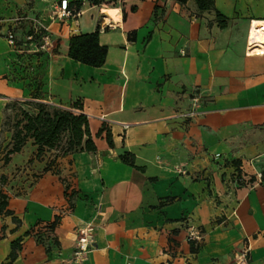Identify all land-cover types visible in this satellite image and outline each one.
I'll use <instances>...</instances> for the list:
<instances>
[{"label": "crops", "instance_id": "obj_1", "mask_svg": "<svg viewBox=\"0 0 264 264\" xmlns=\"http://www.w3.org/2000/svg\"><path fill=\"white\" fill-rule=\"evenodd\" d=\"M69 1L82 3L69 21L53 20L48 4L35 2L51 46L33 50L42 56L31 58V76L20 79L22 52L38 45L9 50L2 36L13 29L22 41L15 8L23 1L0 0V22H13L0 27V91L10 90L0 95V121L14 101L68 109L80 102L97 151L65 157L60 175L42 174L45 162L35 161L30 168L37 178L11 177L9 208L21 223L0 216V240L22 239L19 264H75L76 239L88 227L95 248L78 264H264V50H249L253 19L264 20V0H215L220 13L239 17L224 29L193 0ZM101 25L106 63L91 69L72 63L70 37ZM103 126L113 147L105 134L97 136ZM27 144L30 155L24 147L2 174L33 157L35 146ZM125 152L136 167L120 160ZM232 160H241L254 184L231 180ZM46 180L63 189L51 204L32 198ZM166 198L173 200L163 204ZM56 216L60 222L46 231ZM192 230L199 240L189 239ZM0 248L2 261L8 241Z\"/></svg>", "mask_w": 264, "mask_h": 264}, {"label": "trees", "instance_id": "obj_2", "mask_svg": "<svg viewBox=\"0 0 264 264\" xmlns=\"http://www.w3.org/2000/svg\"><path fill=\"white\" fill-rule=\"evenodd\" d=\"M168 0H157V2H164ZM179 4H186L189 0H170ZM200 12L213 11L215 13V19L218 26L221 29L227 28L228 18L220 13L215 7V0H193ZM94 6L102 4H108L106 0H90ZM73 4H75L73 6ZM70 7L76 11H80L82 7L81 2H70ZM157 9V6H156ZM136 10V8H133ZM15 31V30H14ZM100 27L95 32L73 35L69 39V51L68 56L75 62L85 64L93 68L102 67L107 60L108 48L101 45L100 38ZM17 35V34H16ZM15 35V46L18 47L20 43L39 44L46 31L39 27L37 28L34 24L30 27L27 39L25 41H18V37ZM32 37L31 40L28 37ZM133 40V37H129ZM33 56H42V53L36 52V55H30L28 52H22L21 64L18 68L20 79L30 77L31 72V58ZM21 58V59H22ZM14 79H19L14 77ZM28 105V108L21 109L20 119L16 121L13 126V133L10 137L9 151H7L4 157V165H8L12 159V156L22 152L23 148L29 141H32L35 146L33 157L30 159L31 163L35 161L45 162V166L42 170V174L51 172L52 174L59 175V168L57 163H62V159L68 157L77 152H91L97 151L96 144L92 138L90 132L89 118L86 114L79 112L82 110V104L76 102L72 109L61 108L53 105H49L43 102H23ZM7 107V106H6ZM105 134V138L110 147H113L112 133L106 127H102L97 136ZM60 152L61 155H53L54 152ZM120 160L130 166H135V156L132 153L125 152L120 156ZM230 165L233 169L231 173V180L239 186H246L254 184L255 177L244 171L241 160H232ZM61 168V165H60ZM143 170L141 167H137ZM38 175H36L37 178ZM11 177L7 174L0 175V216H12V219L17 224H20V220L14 217V213L9 208L10 196L7 192V187L10 184ZM63 180V179H62ZM70 195L69 199L73 197ZM173 198H166L163 204L170 203ZM73 204H71V207ZM60 222V217L56 216L54 221L50 224L45 225L43 228L46 231H52L56 228ZM31 232H27L26 236L30 235ZM37 235V234H36ZM22 249V239H18L12 242L11 252L9 254V260L4 264H12L18 257L19 252ZM192 251H196L192 247Z\"/></svg>", "mask_w": 264, "mask_h": 264}, {"label": "rangeland", "instance_id": "obj_3", "mask_svg": "<svg viewBox=\"0 0 264 264\" xmlns=\"http://www.w3.org/2000/svg\"><path fill=\"white\" fill-rule=\"evenodd\" d=\"M22 1H23L22 6L18 5V7L15 8L16 9L15 10L16 11L15 17L18 18V20L15 21V23H17L19 25V28L21 30L20 38L23 41H25L27 39L30 27L35 24L36 27L39 28L40 25H42V24L40 22H38L39 20H41L40 19V17H41L40 12H38L37 10H34V7H35L34 4L37 0L36 1L35 0H22ZM44 2L46 4H48L47 10H46L47 16L50 15L51 17H54V13L56 11V3H52V0H44ZM133 8H136V7H130V11L136 12L137 8H136V10H133ZM30 13H32V15H30ZM247 13H249V11H247ZM227 18H228V25H229V23L232 20H236L239 17L232 16V17H227ZM0 20H2V19H0ZM53 20H58V19H53ZM9 23L12 24L13 22L1 21L0 27L4 26L6 24H9ZM38 23H40V24H38ZM237 23H238L237 21L236 22L233 21V24H237ZM6 32H7V30H6ZM2 38L7 43L9 50L11 51L12 45L10 44L9 39L6 36H2ZM30 48H29V51H26V52H28L30 55H36V52H34L37 49L36 46L30 47ZM71 61H72V63H77V62H73L74 60H71ZM84 67H87L86 69H91L90 66H84ZM67 71H68V73H71V74L78 73L76 69L75 70L73 69V67H68ZM9 91L10 90L6 91L4 89L3 91H0V95L1 94L2 95H8L10 93ZM24 107L28 108V105H26L22 101H14V102L9 103L7 105V107L5 108V110L3 111V118L0 121V175H2L3 171L5 172L4 169L7 166V165H4L3 162H4V157L7 153V151H9L8 150L9 149L8 142L10 141V137L13 133V126L16 123V121L18 119H20V112H21V109H23ZM31 151H32L31 144H26V146L24 148V152H23L24 156L30 155ZM61 154L62 153L60 152V150H58V152H54L53 155L59 156ZM22 156H23L22 153L18 154L15 158V162L20 160V158H22ZM32 164H33V162L31 163V160L29 159L25 164H18L17 166H15L11 173L10 172H7V173L9 175V177H12V179H15L17 176H25V175L26 176L32 175L33 176L32 178L34 179V178H36L37 174L31 173L33 171L30 168L32 166ZM60 165H61V163H57V167L59 168V175L62 173V167L60 168ZM26 181H30V179H28ZM32 184H30V182H27V186L29 188L32 186ZM56 184H58V183H56ZM42 185H43V187L40 186L41 187L40 189L34 191V193L32 195L33 199L38 200L39 202H41V201L46 202L47 201L48 204H51V202H54L57 197H59V198L61 197L62 191H63V189L61 190V184H58V185H60V187H57V186H54L53 184H51L50 180H46L43 182ZM15 194L16 193L14 192L13 195H15ZM70 195H72L71 192H70ZM13 200H14V198H11V201H13ZM164 200H166V199H164ZM70 208H71V206H70ZM9 236H10V234H9ZM12 240H14V239L8 238V237L0 240L1 241L0 243H3L4 241H8V245H9L8 251L5 253L4 257H2L3 258L2 261H0V263L3 262L2 264L7 263L9 260L8 254H10L9 252H10V249L12 246ZM1 254H2V252H1ZM7 256H8V260H6ZM17 258L14 261L15 263L13 262L12 264H19L20 263V262L18 263Z\"/></svg>", "mask_w": 264, "mask_h": 264}, {"label": "built area", "instance_id": "obj_4", "mask_svg": "<svg viewBox=\"0 0 264 264\" xmlns=\"http://www.w3.org/2000/svg\"><path fill=\"white\" fill-rule=\"evenodd\" d=\"M80 14V11H76L74 8L70 7V1L69 0H60L58 3V6L56 7V11L54 13V17L52 19H58L61 21H69L72 19H75L78 17ZM39 22V21H38ZM40 24V23H38ZM41 28H43L46 31V28L42 25H40ZM105 27L104 25L100 26V30H104ZM6 37L9 39L10 44L15 47V32L13 29H10ZM31 36L28 37L29 40H31ZM255 43H249V50L250 52L254 51V46ZM50 38L49 36H44L41 40V42L38 44L36 47L38 51H49L50 49ZM189 239L190 240H199L200 235L198 234L197 231L192 230L189 233ZM76 246H75V251H74V263L78 264L81 262L85 255L92 251L95 248V240L92 234V228L88 227L85 230L81 231V236L76 239ZM238 264H240V260L238 261Z\"/></svg>", "mask_w": 264, "mask_h": 264}, {"label": "bare ground", "instance_id": "obj_5", "mask_svg": "<svg viewBox=\"0 0 264 264\" xmlns=\"http://www.w3.org/2000/svg\"><path fill=\"white\" fill-rule=\"evenodd\" d=\"M106 14L114 20H118L119 13L116 10H107ZM250 42L255 43L254 52L259 50H264V20L263 19H253V23L250 27Z\"/></svg>", "mask_w": 264, "mask_h": 264}]
</instances>
